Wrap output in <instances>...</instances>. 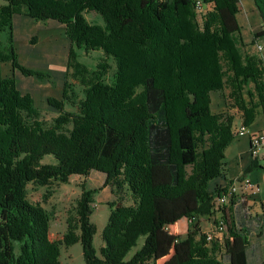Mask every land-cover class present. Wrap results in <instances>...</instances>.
<instances>
[{"label":"trees","instance_id":"obj_1","mask_svg":"<svg viewBox=\"0 0 264 264\" xmlns=\"http://www.w3.org/2000/svg\"><path fill=\"white\" fill-rule=\"evenodd\" d=\"M0 1V264H62L61 244L77 242L84 264H248V232L230 217L233 196L219 211L222 247L208 246L200 226L228 194L231 182L209 188L223 177L225 151L238 136L233 114L212 112L211 94L228 88L246 127L264 110V63L242 53L239 0H204L213 3L204 16L190 0ZM253 3L261 30L251 44L264 37V0ZM15 15L62 25L70 43L61 99H47L57 112L49 124L14 77L2 74L9 64L24 77L54 84L49 73L19 64ZM78 51L102 58L90 69ZM258 167L252 160L240 178ZM91 172L105 176L114 198L98 254L90 221L98 190L81 185L60 237L50 233L52 214L27 198L28 184H67Z\"/></svg>","mask_w":264,"mask_h":264},{"label":"rangeland","instance_id":"obj_2","mask_svg":"<svg viewBox=\"0 0 264 264\" xmlns=\"http://www.w3.org/2000/svg\"><path fill=\"white\" fill-rule=\"evenodd\" d=\"M2 4L4 3L0 1V5ZM243 8L245 11L246 9L248 10V5H244ZM206 9L203 14H200L201 16H204L206 11H210L211 7H208L207 10ZM86 18L91 23H102L100 18L94 19L89 15H86ZM257 19H259L258 16ZM251 20L252 24H254V16ZM13 33L14 46L18 55L19 64L29 69L49 73L54 84L48 83L47 81H37L35 78L31 77H24L19 71L12 70L9 64L2 66V74L6 77H14L17 89L22 94H29L32 97L35 106L41 112V119L45 123L49 124L52 119L57 116V112L48 106L47 99H61L62 85L66 73V62L70 43L65 38L64 29H62L60 24L53 21L37 23L25 15H15L13 17ZM246 33L247 29L245 27L243 29L244 39H248V36L250 39V34L246 35ZM33 39L35 40L34 44H32ZM250 45V43H244L242 38V53H246V47ZM62 48H64L65 51H62ZM63 52H65L64 55ZM101 58L102 55L100 52L84 53L82 51H78V60L90 69H93ZM252 89V84L245 88L244 94L246 97L247 91H251ZM74 90L79 99H82V88L78 84H74ZM228 93L229 89L225 88L220 93L212 94V109H215L214 113L217 111L221 113H233L231 110H234L235 108H232L231 102L228 100ZM65 109L69 112L75 111V109L70 105H66ZM239 125L240 124H238V126ZM238 126L235 127L237 128ZM51 159L52 157L49 156V158H46L44 162H52ZM96 173L97 172H91L87 177H71L67 184L51 182L45 187L28 184L27 198L32 203L39 201L42 208L52 214L50 233L52 236L60 237L64 235L66 231L67 218L74 216L75 214V206L80 196L81 185H84L87 190H98L94 195V202L91 206L92 214L90 216L91 223L96 227V233L93 238V246L98 254L102 245L101 233L107 222L109 214L107 204L114 198L112 199L110 197V188L104 186L105 176L101 173ZM213 188V186H210V191ZM260 188L261 191L264 192V184L260 185ZM47 192L49 193L46 194ZM44 196H46V198H44ZM124 202L126 204L131 203V200L127 195L124 196ZM236 202L237 201L234 198V203ZM252 204L254 203H250L249 206L244 208L239 205L232 207L230 217H233V220L239 228L243 227L248 232V264H264V234L260 235V232H264V216L258 215L255 211H253ZM221 205L222 204L216 201L214 205L216 213L211 218L200 219L201 232L206 236H211L210 240H207V242H209L208 246H211L213 241L218 244L219 247H222L223 240L226 236V226L224 225L219 213L220 208L222 207ZM258 208L262 209V206L259 205ZM76 234H79L78 230L76 231ZM143 242L144 238L141 237L137 242V246L129 252L126 258L127 260L142 246ZM60 253L62 264H84L82 249L79 242L70 247H66L64 244H61ZM218 256L223 261L227 260L223 252H220ZM147 264L151 263L149 262Z\"/></svg>","mask_w":264,"mask_h":264},{"label":"crops","instance_id":"obj_3","mask_svg":"<svg viewBox=\"0 0 264 264\" xmlns=\"http://www.w3.org/2000/svg\"><path fill=\"white\" fill-rule=\"evenodd\" d=\"M239 2H240V11L238 12L236 18L241 28V37L243 38L244 43L251 44L252 35L261 30V21L258 16V12L254 6L253 0H239ZM244 5L245 6L248 5V10L246 9L245 11V9L243 8ZM208 7L210 6H207V8ZM253 16H254V24H252V20H251ZM257 16L259 19H257ZM245 27L247 29L246 35L250 34L251 36L250 39L249 36L248 39H244L243 29ZM62 29H64L63 26ZM246 49H247L246 52L247 54L256 56L264 63V37L256 39L254 43L251 44L250 46H247ZM62 51H65V49L62 48ZM64 54L65 52H63V55ZM212 94H211V110L212 112H214L215 109L214 110L212 109V104H213ZM232 111H233L232 114L235 116V119L233 121V125H234L233 131H236L237 128L240 127V125L238 126V124H240L241 118H240V113L236 112V109L231 110V112ZM235 126L238 127L236 128ZM249 129L251 132H264V110L262 109L257 110L256 118L254 122L249 126ZM249 147H250L249 138L247 136L240 137L239 135L237 137H234L233 142L228 146V148L225 151V169H224L223 177L217 179L213 183L212 185L213 187H219V188L225 187L227 183L229 182L233 183L243 175V172L245 171V169H247L250 166L252 161V159L249 157L248 154ZM259 158H264V146L261 149ZM246 176L250 178L252 181L256 182L259 185V189H260L259 195L255 197L253 200L249 201L247 203V206H249L250 203H254L252 204L253 211H255L258 215L264 216V192H262L260 188V185L264 184V169L260 167L254 168ZM109 194L110 197L113 199V195L111 194V191H109ZM236 205H239L242 208L246 207V204H239L237 202L235 203V206ZM259 205L262 206V209L258 208Z\"/></svg>","mask_w":264,"mask_h":264},{"label":"built area","instance_id":"obj_4","mask_svg":"<svg viewBox=\"0 0 264 264\" xmlns=\"http://www.w3.org/2000/svg\"><path fill=\"white\" fill-rule=\"evenodd\" d=\"M190 2L192 3L194 12L198 15H200L201 7L213 6L212 2L205 3L204 0H190ZM243 136H247L249 138V157L252 160L257 159L259 165L264 169V158H259L261 149L264 146V132H251L249 127L243 125L242 120H240V137ZM259 191V185L247 176H244L231 183L228 188V194L221 199H217V202L222 205H226L228 198L233 196L237 203L246 204L247 207V203L259 195ZM210 238L211 236L209 235L208 239Z\"/></svg>","mask_w":264,"mask_h":264},{"label":"bare ground","instance_id":"obj_5","mask_svg":"<svg viewBox=\"0 0 264 264\" xmlns=\"http://www.w3.org/2000/svg\"><path fill=\"white\" fill-rule=\"evenodd\" d=\"M204 11H205V7H201V8H200V14H203ZM196 14H197V13H196ZM236 133H237L238 136L240 135V127L236 130Z\"/></svg>","mask_w":264,"mask_h":264}]
</instances>
